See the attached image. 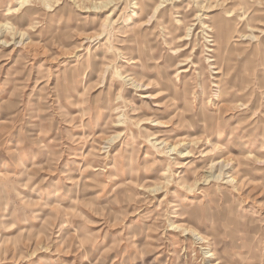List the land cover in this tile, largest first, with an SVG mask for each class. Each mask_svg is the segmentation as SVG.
<instances>
[{"label":"rangeland","instance_id":"rangeland-1","mask_svg":"<svg viewBox=\"0 0 264 264\" xmlns=\"http://www.w3.org/2000/svg\"><path fill=\"white\" fill-rule=\"evenodd\" d=\"M18 1L0 264H264V0Z\"/></svg>","mask_w":264,"mask_h":264},{"label":"bare ground","instance_id":"bare-ground-1","mask_svg":"<svg viewBox=\"0 0 264 264\" xmlns=\"http://www.w3.org/2000/svg\"><path fill=\"white\" fill-rule=\"evenodd\" d=\"M33 1V0H32ZM44 3L46 2L45 0H42ZM171 0H162L158 5H156V7H154V16H156L155 14H158V13H160L161 11H162V9H164V7H166L167 6V3L168 2H170ZM173 1V0H172ZM29 2V0H19L18 1V3H19V7H16V8H14V9H8V10H10L11 11V14L12 13H14V12H16V11H18V9H20V8H23V6H26L27 5V3ZM112 2H115V1H107V2H105V3H102L101 5H99V6H96L97 8H107V7H109V6H111V4H112ZM49 2H47L46 4H48ZM136 7L137 8H140V10H143L144 9V5L142 6V7H140L139 5V2L137 1L136 2ZM48 7V6H47ZM49 7H50V5H49ZM146 8V7H145ZM19 12V11H18ZM113 13H114V11H112L111 13H109V15H108V18L111 16V15H113ZM135 13V12H134ZM140 15V14H139ZM155 18V17H154ZM153 18V19H154ZM152 19V20H153ZM6 23V22H5ZM6 25H7V23H6ZM9 25V24H8ZM12 25V24H11ZM144 25H147L146 23L144 24ZM8 27V26H7ZM210 27V26H209ZM13 27L11 26V29H12ZM192 28V27H191ZM9 30V29H8ZM210 30H213V28H211L210 27ZM188 34H187V36H191L192 34V32L190 33V31H192L190 28L188 29ZM0 34L2 35V32H1V30H0ZM187 36H186V38L185 39H180V41H183V40H186L187 39ZM213 61H214V59H212ZM214 68H217V67H214ZM218 73L220 72V71H217ZM122 78L123 79H125V80H131L132 78H128V76H122ZM153 139H155V137H153ZM167 142H165L164 140H159V139H157L156 138V140H155V142H154V145L155 146H160V145H163V144H166ZM174 149H176V146L174 145V146H172V148L170 149V151H173ZM189 152V151H188ZM188 152H186V154H184V155H187V154H189ZM216 164H218V163H215L214 165H216ZM212 167V166H211ZM215 167V166H214ZM228 174V172L227 173H224V169L222 168V169H220V171L216 174V173H212V174H210V175H208L207 177H206V181H212V180H214V179H224L225 177H226V175ZM227 176H229V175H227ZM230 177V176H229ZM227 181H230V182H235V178L234 177H231V179L229 178ZM155 189V188H154ZM174 228H176V229H178V228H180V226H178V225H175L174 226ZM187 233H191L192 234V236H194L195 237V239L196 240H198V241H200V242H206V239L201 235V234H198V233H195L194 231H190L189 229H184ZM208 242V241H207ZM208 248V247H207ZM213 257H215V254L212 252V251H210L209 249H208V251L206 252V258H213ZM212 264H218V263H212Z\"/></svg>","mask_w":264,"mask_h":264}]
</instances>
